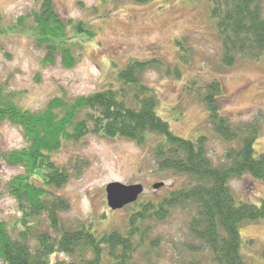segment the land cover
Segmentation results:
<instances>
[{
  "label": "trees",
  "instance_id": "16d2710c",
  "mask_svg": "<svg viewBox=\"0 0 264 264\" xmlns=\"http://www.w3.org/2000/svg\"><path fill=\"white\" fill-rule=\"evenodd\" d=\"M37 1L36 8L17 18V25L26 27L34 43L44 49L43 64L59 59L72 67L76 53L69 30L87 39L96 31L87 22L61 16L53 0ZM205 1L220 42V65L231 67L238 59L264 60V0ZM175 43L179 58L191 63L185 39L177 38ZM162 63L156 57L130 59L105 88L69 99L54 96L38 111L17 105L0 83V124L20 127L25 139L21 148L2 154L7 164L22 171L4 184L20 216L11 224L0 220V264H139L136 254L147 253L153 224L165 221L175 208L192 209L186 225L190 240L183 244L191 260L177 264H248L241 252L240 228L264 217V200L258 205L237 200L229 182L248 174L264 184V153L256 154L253 148L263 131L261 123L237 124L222 114L218 80L208 81L201 93L196 90L194 97L205 110L210 131L234 143L223 161L213 164L206 151L207 135L180 137L157 114L154 90L141 77ZM169 70L180 75L175 64ZM191 85L188 91L194 89ZM88 134L124 138L140 146L150 141L158 170L185 176L186 185L167 190L160 199H138L128 205L122 230L98 232L84 223L68 226L61 213L69 209V202L56 190L71 172H81V162L73 159L58 165L52 154ZM198 254L205 255V261L195 259Z\"/></svg>",
  "mask_w": 264,
  "mask_h": 264
},
{
  "label": "rangeland",
  "instance_id": "374dc122",
  "mask_svg": "<svg viewBox=\"0 0 264 264\" xmlns=\"http://www.w3.org/2000/svg\"><path fill=\"white\" fill-rule=\"evenodd\" d=\"M53 1L61 16L87 22L96 34L87 39L69 30L76 53L72 67L63 66L59 59L54 64H43L44 49L34 43L26 27L16 23L19 16L26 15L39 2L0 0V83L17 105L38 111L57 95L69 99L90 94L108 86L130 59L156 57L162 66L145 70L141 79L153 88L158 101L155 110L176 135L189 139L207 135L209 158L213 164L223 161L226 150L234 143L225 142L210 131L205 110L194 97L197 91L203 92L208 81L216 79L222 89V114L237 124L259 121L263 131L253 148L256 154L264 153V60L238 59L231 67L220 65V42L208 18L205 0H150L144 4L132 0ZM180 37L189 48L188 65L178 55L175 39ZM174 64L179 69L178 76L174 71L170 73ZM190 84L194 89L188 91ZM24 145L20 127L9 122L0 124V220L9 224L20 212L4 184L22 170L7 164L2 154ZM52 158L58 165L73 159L81 162V172H71L66 183L56 190L69 202L61 219L70 227L84 223L98 232L124 228L129 207L109 208L105 190L108 183H142L141 200L160 199L167 190L187 183L185 176L158 170L150 141L140 146L124 138L88 134L65 143ZM158 182L164 185L154 189L152 185ZM229 186L237 200L257 205L264 200V184L248 174L233 178ZM191 215L190 208H175L165 221L154 223L146 243L147 253L136 254L139 264L191 260L183 252L184 242L190 240L186 225ZM240 235L241 252L248 264H264V217L243 224ZM205 257L198 254L195 259L205 261Z\"/></svg>",
  "mask_w": 264,
  "mask_h": 264
},
{
  "label": "water",
  "instance_id": "95a60500",
  "mask_svg": "<svg viewBox=\"0 0 264 264\" xmlns=\"http://www.w3.org/2000/svg\"><path fill=\"white\" fill-rule=\"evenodd\" d=\"M163 185V182L154 183L153 188L157 189ZM105 190L107 205L110 209L115 210L135 202L143 192V186L140 183L111 182L106 185Z\"/></svg>",
  "mask_w": 264,
  "mask_h": 264
},
{
  "label": "flooded vegetation",
  "instance_id": "af4514ba",
  "mask_svg": "<svg viewBox=\"0 0 264 264\" xmlns=\"http://www.w3.org/2000/svg\"><path fill=\"white\" fill-rule=\"evenodd\" d=\"M140 184L143 186L142 183H140ZM152 186H153V185H152ZM159 188H160V187H159ZM143 189H144V187H143ZM157 189H158V188H157ZM141 195H142V193L139 195V197H140ZM139 197H138V199H139ZM138 199H137V200H138ZM137 200H136V201H137ZM136 201H135V202H136ZM133 203H134V202H133ZM130 204H132V203H130ZM130 204H128V205H130ZM128 205H125V206H128ZM125 206H124V207H125ZM122 208H123V207H122ZM111 210H112V209H111ZM115 210H117V209H115Z\"/></svg>",
  "mask_w": 264,
  "mask_h": 264
}]
</instances>
